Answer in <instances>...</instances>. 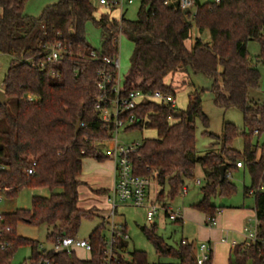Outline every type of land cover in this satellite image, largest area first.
Returning a JSON list of instances; mask_svg holds the SVG:
<instances>
[{"label":"trees","instance_id":"1","mask_svg":"<svg viewBox=\"0 0 264 264\" xmlns=\"http://www.w3.org/2000/svg\"><path fill=\"white\" fill-rule=\"evenodd\" d=\"M27 1L0 0V54L11 59L2 88L7 100L0 106V197L14 199L25 189H47L51 195L33 197L28 210L2 214L0 242L10 246L0 250V264H12L22 247L31 250L25 264L44 260L50 264H106L105 222L89 237V260L79 259L75 251H42L39 242L19 236L17 226L46 225L50 228L47 240L55 244L64 238L76 239L83 220L96 216L79 207L80 178L85 159H106L96 145L110 137V129L95 110L99 94L96 81L101 61L119 55L115 39L120 30L134 46L123 82L124 95L161 92L176 99L175 89L166 80L182 68L190 69L214 81L216 106L238 109L244 118V132L226 124L223 137L212 144H219L221 149L197 158L196 120L209 127L200 93L189 95L184 111L171 104L145 102L128 112L140 123L125 132L155 130L157 138L143 141L132 154L134 173L155 182L158 202L167 205L183 193L186 181L193 179L197 166H201L206 171V183L201 189L203 198L194 208L206 217H215L220 208L212 201L235 193L227 175L239 170L237 164L242 163L251 179L244 196L255 199L259 238L264 241V141L252 142L254 136L264 139V102L250 98V92L261 87L260 68L264 67V0H195V12L187 15L180 9L179 0H140L138 19L124 18L121 23L98 13V0H60L39 18L25 16ZM89 23L107 35L99 50L88 42ZM194 28L200 37L188 49ZM250 42L260 45L256 58L248 51ZM59 43L65 47L63 59L46 64L48 47ZM93 51H97L100 62L91 58ZM29 96L34 101H28ZM79 121L81 129L76 135ZM240 136L243 152L233 149ZM222 167H226L224 180ZM58 189L60 193H56ZM142 232L158 258L171 259L173 264H197L193 243L181 241L172 246L158 234L155 224L143 227ZM125 235V226L113 235V264H149L142 251L131 252L130 261L125 258L129 252ZM212 261L213 255L208 264ZM230 264H264V245H237Z\"/></svg>","mask_w":264,"mask_h":264},{"label":"rangeland","instance_id":"2","mask_svg":"<svg viewBox=\"0 0 264 264\" xmlns=\"http://www.w3.org/2000/svg\"><path fill=\"white\" fill-rule=\"evenodd\" d=\"M60 0H28L25 6V16L31 18H39L43 11L50 6L56 5ZM200 3L214 2L215 0H198ZM141 2L135 0L134 4L129 6L125 12V19L129 21H136L138 19V13L140 11ZM102 12V10H98ZM195 9L191 10L194 13ZM196 30L192 32V38L187 42L188 49H192L196 37ZM86 35L88 42L96 50L101 49L107 35L100 29L96 28L93 24L89 23L86 28ZM118 37V36H117ZM120 38V36H119ZM210 42V38L207 39ZM134 46L129 40L126 34L120 38L119 42V55L117 60L120 62L119 77L121 83L124 82L131 67V57L133 55ZM248 51L252 58H256L260 54V45L255 42H250L248 45ZM11 59L6 55L0 54V89L3 88L4 77L10 67ZM262 79L261 87L259 90L251 91L250 98L263 103L264 102V67L260 68ZM166 83L170 85L173 83V88L176 92V108L180 111L187 109L189 95L199 92L202 100L203 113L209 119V127L205 128L200 119L196 120V157H203L206 153L211 150L219 151L220 145H212L222 138L224 135V129L226 124L235 125L240 132H244V118L243 114L238 109H223L215 104V95L213 92L214 81L205 77L202 74H194L190 69H181L174 76H170L166 80ZM210 134L214 137H211ZM157 138V132L155 130H143L125 132L121 131L118 136V141L121 146L124 147H137L148 139ZM264 141L263 137H253V144ZM100 142H97L98 145ZM108 146H100L102 152ZM233 149L239 152L244 150V140L240 136L233 144ZM84 168L82 178L85 185L80 188V206L83 209L91 211L96 215L92 219L83 220L80 230L76 236L79 241H88L93 231L100 226L102 223H106V229L103 232L104 237L109 243L111 240L112 229L119 228L121 225L126 227L127 235L129 239L128 250L125 254V258L130 261V253L137 250L147 254L149 264H173L175 261L171 259H160L155 253L153 245L145 237L142 232L143 227L150 228L153 224L147 220V210L144 208L133 207L132 205L120 203L117 201L116 208L114 209L113 196L111 192H103L101 194L92 193L90 187H93V183L90 180L94 179V176L101 171L100 163L92 158L84 160ZM201 185H197V182ZM236 191L231 197L217 196L213 199V204L218 208L229 210L232 216L231 227L239 228L241 225V218L238 219L236 216L240 212L247 213V218L244 220L241 226L243 230L247 225L248 221L253 218L255 219L254 197L244 196V188L249 187L251 179L249 174L245 170H236L232 173L231 178ZM206 183V171L201 167L197 166L194 177L191 180H187L185 188L188 193H183L177 196L173 201H167L169 207L174 213H181L183 219L178 222H172L165 216L164 211H160L156 217L154 224L157 226V231L166 242L172 246H178L183 238L188 240H194L195 243L200 244L206 241V234L211 233L215 228L209 227L205 222L206 219L204 214L194 208L203 198L201 189ZM151 188V194L154 195L156 183ZM58 189L56 193H60ZM50 191L47 189H25L17 198L7 199L0 197V214L12 213L18 209H30L32 205V198L35 196L49 197ZM116 212V213H115ZM99 214V215H97ZM219 215H216V219ZM204 221V222H203ZM231 230V229H230ZM17 233L29 240H34L40 243V250L52 251L53 244L47 240L50 228L44 226H32L26 223H20L17 226ZM234 240L237 243L243 242V237L240 234H231V241ZM227 248L218 247L214 249L216 257L225 253ZM76 255L81 260H89L91 254L83 249H77ZM31 256V250L29 247H22L17 250L12 260V264H25ZM222 260V259H221ZM219 264L222 262L219 261Z\"/></svg>","mask_w":264,"mask_h":264},{"label":"built area","instance_id":"3","mask_svg":"<svg viewBox=\"0 0 264 264\" xmlns=\"http://www.w3.org/2000/svg\"><path fill=\"white\" fill-rule=\"evenodd\" d=\"M135 0H98V10H102L105 14L111 16V18L122 22L125 18V12L127 8L134 4ZM217 3L220 0H216ZM167 4V3H166ZM180 9L184 12L188 10L190 14L191 10L196 8L195 0H179ZM118 36V37H117ZM123 36L122 30L116 35L115 43L119 47L120 38ZM49 54L46 57L45 63H57L63 59L65 53V47L59 43L48 47ZM91 58L95 61H99L97 51L91 53ZM42 63L41 66H44ZM102 66L97 72L96 86L98 89V97L95 105V110L99 116L101 122L106 128L110 129L109 139L100 142V146H108L103 156L111 160L115 164V185L113 189L114 209L116 203H125L132 205L133 207L146 208L147 220L149 223L154 224L156 217L160 211H164L165 215L172 222L181 221V213H174L169 205H163L157 200V184L155 185L156 191L154 195L151 194V188L155 182L146 177L137 176L134 173V167L132 162V154L137 150V147H124L119 144L118 136L121 131H126L129 127L136 123H140L134 115L128 112L135 110L139 105L145 102H154L156 104H171L176 107V99L171 96H165L161 92H155L154 94H146L142 91H132L127 95H124L123 84L120 81L119 69L120 62L116 59H104L101 61ZM28 101H34V98L29 96ZM239 169L243 168L242 163L237 164ZM30 175L33 172L28 171ZM228 179L232 178L231 174L227 175ZM200 182H197L199 185ZM183 194H187V189L184 188ZM253 194V193H252ZM2 201V199H0ZM2 214H0V220ZM206 224L209 227H215L217 225V219L215 217H208ZM259 222L256 219L251 218L247 225L243 229V233L247 238V245L260 244L264 245V241L259 238ZM7 232L10 228L6 229ZM116 229H112L111 240L108 243L106 264H113V235ZM1 238V234H0ZM128 235L124 236V240H128ZM186 243V242H184ZM9 243L0 242V250H4L9 247ZM77 249H83L91 253L92 248L89 241H79L73 238H64L58 240L53 244L54 252H67L72 253ZM201 255L197 257V264H208L211 261L212 250L208 244H202L200 246ZM38 264H50L48 260L39 262Z\"/></svg>","mask_w":264,"mask_h":264},{"label":"crops","instance_id":"4","mask_svg":"<svg viewBox=\"0 0 264 264\" xmlns=\"http://www.w3.org/2000/svg\"><path fill=\"white\" fill-rule=\"evenodd\" d=\"M98 13H100V11ZM1 15H2V10L0 9V17H1ZM194 30H196V32H197L196 37H200V34L198 33L197 29L194 28ZM168 78H170V77H168ZM168 86L173 87V83H171ZM99 163L101 164L100 167L102 170L99 171L98 174L94 176L93 180H90L93 183V187H90V189L92 190V193H96L98 195L103 193V192H111L112 196H113V189H114V185H115V175H114L115 174V164L111 160H108V159H105L104 161L99 162ZM83 168H84V164H83ZM239 170H244V169H239ZM80 179H81L83 185H85L83 178L81 177ZM199 185H201V183ZM79 192H80V190H79ZM187 193H188V190H187ZM113 204H114V199H113ZM79 207L81 208L80 202H79ZM81 209H83V208H81ZM144 209H146V208H144ZM228 211L229 210H226V209H224V210L219 209L218 210L217 216L219 215V217H217V225L215 227H213L215 229L211 233L206 234V241L201 242L200 244H197L194 242V240H188L186 238L182 239V241H185L187 243H193L195 245L197 257H199L201 255L200 246L202 244H208L212 250V255H213L212 264H219V261L222 262V264H230L232 250L237 245H240V244H246L247 245L246 235L243 233V230H241L242 229L241 226L243 225L244 220L247 218V216H246L247 213H245L243 211V212H240L237 214L236 217L238 219L241 218L240 219L241 225L239 228H237V227L234 228V227H231V225L233 223L231 221L232 216H233L231 213H236V212H228ZM254 213H255V211H254ZM97 215H99V214H97ZM204 217L207 221L208 217H206L205 215H204ZM255 217H256V215H255ZM182 218H183V216H182ZM123 227L124 226L121 225L119 228L114 227V229H120ZM111 233H112V231H111ZM232 233L240 234L243 237V242L237 243L234 240L231 241V234ZM218 247L227 248L226 252L224 254L223 253L221 254L220 260H219V255L217 256V254H216V257H215V254H214V249L215 248L217 249Z\"/></svg>","mask_w":264,"mask_h":264},{"label":"water","instance_id":"5","mask_svg":"<svg viewBox=\"0 0 264 264\" xmlns=\"http://www.w3.org/2000/svg\"><path fill=\"white\" fill-rule=\"evenodd\" d=\"M183 13L185 15H187L189 13V11L185 10ZM203 37L205 38L206 34H204ZM6 100H7L6 93L2 89H0V106H3L6 103ZM177 116H181V112H178ZM80 129H81V121H79L77 126H76V135H78ZM225 172H226V167H222L221 168V178H222V180L225 179Z\"/></svg>","mask_w":264,"mask_h":264}]
</instances>
